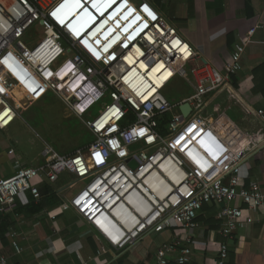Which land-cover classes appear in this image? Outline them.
Instances as JSON below:
<instances>
[{"label":"built area","instance_id":"2783aa9c","mask_svg":"<svg viewBox=\"0 0 264 264\" xmlns=\"http://www.w3.org/2000/svg\"><path fill=\"white\" fill-rule=\"evenodd\" d=\"M122 2L98 3L99 9L106 7L107 17L121 7L96 37H90L91 23L76 28L75 18L63 16L71 9L79 16L87 13L83 0H0V130L8 129L24 107L14 95L21 83L12 72L13 64L29 72L23 81L32 91L29 102L53 92L82 118L99 102L111 100L97 117L86 121L95 137L88 149L61 156L46 147L38 167L16 160L15 172L0 178V224L16 209L19 197L29 194L39 201L43 183L54 184L69 172L82 182L70 198L71 206L114 248L124 249L147 234L177 227L189 233L198 228L197 219L208 205L216 208L217 220L223 223L225 241L219 246L217 264H228L229 242L245 223V209L264 208V190L258 181L248 185L242 181L250 154L233 149L204 112L208 98L241 70L247 44H236L220 70L204 62L146 0ZM35 24L43 35L26 42ZM260 29L262 24L249 31V41ZM5 56L9 57L3 60ZM144 61L152 69L163 64L170 73L161 87L149 77L151 71L141 70ZM177 77L194 93L173 105L162 91ZM184 104L191 106L187 116L180 109ZM102 200L104 221L112 223L104 232L97 218L86 212L94 202V208L102 207ZM16 236L12 246L20 255ZM191 243V236L182 240L175 235L158 249L153 264H189ZM0 264H10L1 252Z\"/></svg>","mask_w":264,"mask_h":264},{"label":"crops","instance_id":"0c3cea01","mask_svg":"<svg viewBox=\"0 0 264 264\" xmlns=\"http://www.w3.org/2000/svg\"><path fill=\"white\" fill-rule=\"evenodd\" d=\"M116 1L118 0H112L110 5ZM146 1L170 23L171 20L185 22L178 27L174 23L171 24L204 60L213 63L220 70L229 60L236 44H247L242 68L235 75V80L231 79L223 90L208 98L205 113L208 112V116L214 117V121L211 122L214 131L233 149L250 154L249 160L242 167V181L247 185L252 180L258 181L264 190V97L255 90L253 81V70L264 63V29L257 30L250 41L248 39V33L252 28L264 24V0H249L254 9V17L249 19L245 12L247 0ZM175 5L179 12L172 11ZM186 8L196 15L192 17L188 14L186 17ZM220 9H223L222 13H218ZM194 21H198L196 26L191 25ZM192 26L198 28L205 39H195ZM229 35L234 37L232 49L227 47ZM199 49L207 50L209 56L204 55ZM18 71L19 69L13 73L21 85L14 91L20 93L26 87L23 86L26 77L19 75ZM29 98L31 97L27 93L25 96L20 94L17 99L28 105ZM260 112H263V115H260ZM15 166L14 161L10 172H15ZM8 173L0 170V178L13 174L6 176ZM56 183L50 184L53 193L59 198L55 205L45 206L38 213L31 214L26 208L28 196L23 195L18 198L16 209L6 216L8 244L1 245L0 238V252L9 259L10 264H153L158 249L171 241L175 235L180 236L182 240L191 236L192 243L188 244L192 250L189 264H217L218 249L225 239L221 235L223 223L217 220L216 209L208 223L200 221L203 214L207 215L203 210L197 219L198 228L189 233L177 227L163 234H147L133 245L116 249L84 219H76V215L70 211V207L61 196L64 194L63 189L54 186ZM78 187L72 185L69 191H74ZM72 194L71 196L68 194L69 202ZM35 202L37 204L39 201ZM62 204L66 206L68 217L59 213ZM92 209L97 214L104 213L98 207L95 209L94 205L90 208L91 211ZM70 215L76 219L75 224L69 221ZM245 219L235 239L229 242L228 264H264V208L252 212L245 209ZM248 219L251 221H247ZM13 234H17L16 241L22 248L23 253L20 255L15 254L13 249ZM186 244L184 242V245Z\"/></svg>","mask_w":264,"mask_h":264},{"label":"rangeland","instance_id":"374dc122","mask_svg":"<svg viewBox=\"0 0 264 264\" xmlns=\"http://www.w3.org/2000/svg\"><path fill=\"white\" fill-rule=\"evenodd\" d=\"M176 7V5L173 6V12L178 11ZM186 10V17H188V14H190L192 17L196 15L191 11L189 12V8H186ZM180 16L181 15L179 13L178 17ZM90 21L92 24V15ZM171 21V23H174L176 27L180 25L182 26L185 23L183 21H181L182 23L174 20ZM90 23L88 25H90ZM193 24L196 26L198 21H194L191 25ZM192 28L194 29L192 32L195 34V39H205V37L202 36V33L199 32L198 28L196 29L194 26H192ZM41 35H43V30L39 24H35L29 29L28 37L27 40L25 39V41H31L33 39L31 38L32 36L36 38L40 37ZM200 51L207 57L209 56V52L207 50ZM7 57L9 56H5L3 60H5ZM205 61L207 60L205 59ZM11 68L12 72L19 69V75H24L25 77L29 75L27 68L24 66L13 64ZM25 88L20 91V93L14 91V95L18 98L20 94L25 96V94L28 93V95L32 98V91H28V89ZM193 93V89L188 85V83L179 77L170 82L162 91V94L173 105H176L184 99L191 97ZM110 102L111 100L109 97L104 99L103 101L96 104L90 110V112H88L82 118L74 115L69 107L63 102V100L53 92H47L39 100L29 102L28 105H24V107L20 110L19 116L14 124L6 130L0 131V170L9 172L6 176L12 174L13 171L10 172V168L14 166V161L16 162L17 159H19L22 166L38 167L43 164L44 157L42 154L46 147H51L61 156H72V154L74 155L79 150L88 149L89 146L95 141V137L87 128L86 121L93 120L95 117H97ZM205 112L204 117L211 124V122L214 121V117L212 115L208 116V112ZM232 112H230V114L233 115ZM72 185L79 187L74 191H69V188H71ZM81 185V180H77L76 177L69 172H63L59 177V181H57V183L54 185L58 189H63L62 192H64V194L61 196L66 201L65 204L70 207V211L72 210L73 214L76 215V219H81L82 217L76 212L75 208L71 206L68 194L70 193L71 196V194L79 189ZM65 204H62V206L59 208L60 214H66ZM92 206L93 204L86 209V212H90L91 215L89 216H92L94 219L97 218L96 220L100 223L101 231L102 229L104 231V226L106 228H111V221L109 219L104 221V213L97 214L93 209L91 211L90 208H92ZM118 215L120 216V214ZM66 216L68 217L67 214ZM76 219L72 216L71 218L69 217V221L73 224H75ZM26 255L27 254H25V256Z\"/></svg>","mask_w":264,"mask_h":264},{"label":"trees","instance_id":"16d2710c","mask_svg":"<svg viewBox=\"0 0 264 264\" xmlns=\"http://www.w3.org/2000/svg\"><path fill=\"white\" fill-rule=\"evenodd\" d=\"M222 12H223V9H220L218 11V13H222ZM245 12L247 13L248 19L254 17V9H253L252 5L249 3V0H247ZM263 27H264V24H263ZM233 44H234V37H233V35H229V37L227 38L228 49H232ZM253 78H254L253 81H254V85H255V87H254L255 90L256 91L258 90V92L260 94H262L264 97V63L260 66H257L253 70ZM232 79L234 81L235 76H233ZM40 191H41L42 198L39 200V202H37V204L35 202L36 200H34L31 195L26 194V197L28 196V206H26V208H28L27 211H29L31 214L38 213L39 211H41L43 209V207H45V206L49 207V205H51V206L55 205L59 201V198H58V196H56V193H53V187L50 184H48V183L42 184V186H40ZM24 208H22L21 211H23ZM215 209L216 208H214V207H209L208 205H206L203 210L205 212H207V215L205 216L203 214L202 217H200V221L206 222V223L211 221L212 219L210 217L212 216V213L214 212ZM7 232H8L7 218L4 217V218H2L1 224H0L1 245L2 244L3 245L8 244V240L6 237Z\"/></svg>","mask_w":264,"mask_h":264},{"label":"clouds","instance_id":"9594fccd","mask_svg":"<svg viewBox=\"0 0 264 264\" xmlns=\"http://www.w3.org/2000/svg\"><path fill=\"white\" fill-rule=\"evenodd\" d=\"M85 6L87 7V13H85L84 15H80L78 18L75 19L74 21V26L76 28L82 27L83 24H86V20L89 18V21L91 19V12L94 14L93 16V23L92 26H94V29L89 33L90 37H96L98 35V32L100 31V29H102L104 27V25L112 18L114 17L117 12L119 11L120 7L119 6L114 12H112V14H110L108 17L105 16L106 12L99 9L98 8V3L101 0H95L92 3H89L88 0H83ZM110 0H107V2L109 3ZM112 1V0H111ZM122 4L124 3V1H128V0H122ZM107 3V4H108ZM105 4V6L107 5ZM73 10H68L67 13L72 12Z\"/></svg>","mask_w":264,"mask_h":264},{"label":"bare ground","instance_id":"6f19581e","mask_svg":"<svg viewBox=\"0 0 264 264\" xmlns=\"http://www.w3.org/2000/svg\"><path fill=\"white\" fill-rule=\"evenodd\" d=\"M93 1H95V0H88V2L89 3H92ZM119 2H121L122 0H118ZM81 6H83V5H81ZM101 10H106V7H104V9H101ZM76 10L74 9L72 12H70V13H63V16H64V18H65V20H73L74 18L76 19V18H78L79 17V14L78 13H76L75 12ZM91 20V19H90ZM91 21H89L87 24H84L83 25V27L84 26H88V24L90 23ZM91 25V24H90ZM89 27V26H88ZM151 40H152V38H151ZM152 41H154L155 42V40H154V38H153V40ZM138 53L139 54H141V52L140 51H138ZM134 62L135 61H130V63H131V65H133L134 64ZM149 66H150V64H149V62H147V61H144V62H141V70L143 71V72H146V73H149L150 71V73H149V77H151L152 78V80L154 81V83L156 84V86L157 87H161L162 86V83H163V81H165V80H168L169 79V72H165V70H163V64H158L157 66H155L153 69L152 68H149ZM152 69V70H151ZM93 205L95 206V202L93 203ZM101 206L103 207H100V205H98L97 207H98V209L100 210V211H104V200H102L101 201ZM96 207V208H97ZM89 215H91V213H89ZM90 217H92V216H90ZM94 219V218H93Z\"/></svg>","mask_w":264,"mask_h":264},{"label":"water","instance_id":"95a60500","mask_svg":"<svg viewBox=\"0 0 264 264\" xmlns=\"http://www.w3.org/2000/svg\"><path fill=\"white\" fill-rule=\"evenodd\" d=\"M203 61L206 62L205 60ZM180 109L185 116L191 113V106L189 104H184Z\"/></svg>","mask_w":264,"mask_h":264}]
</instances>
